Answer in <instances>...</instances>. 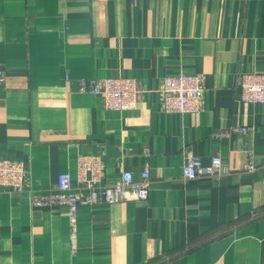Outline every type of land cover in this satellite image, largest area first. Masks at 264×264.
I'll return each mask as SVG.
<instances>
[{
	"label": "crops",
	"instance_id": "obj_1",
	"mask_svg": "<svg viewBox=\"0 0 264 264\" xmlns=\"http://www.w3.org/2000/svg\"><path fill=\"white\" fill-rule=\"evenodd\" d=\"M253 70L264 0H0V157L27 168L0 186V264H264V103L238 86ZM181 71L201 76L196 113L164 108L163 77ZM118 75L137 79L135 109L78 87ZM96 152L107 182L148 169L151 192L81 206L73 252L68 206L31 195ZM189 154L226 171L184 179Z\"/></svg>",
	"mask_w": 264,
	"mask_h": 264
},
{
	"label": "built area",
	"instance_id": "obj_2",
	"mask_svg": "<svg viewBox=\"0 0 264 264\" xmlns=\"http://www.w3.org/2000/svg\"><path fill=\"white\" fill-rule=\"evenodd\" d=\"M4 75L0 71V84ZM239 99L250 103H264V72L259 70L242 72L238 78ZM81 91H93L103 98L104 105L111 109H135L138 105L137 79L132 76H109L102 80L80 79ZM163 104L166 111L196 113L200 110L203 96L201 76L181 71L167 74L162 83ZM247 128H243L246 130ZM222 137L226 131H218ZM226 171L222 157L213 154L209 164L201 157L189 154L182 166V177L194 179L211 177ZM27 172L26 164L14 158L0 157V186L18 188L23 185ZM76 181L69 171L58 174L54 190L34 193L31 201L42 206L67 205L70 217V245L73 252L78 247V212L81 206L98 204L111 205L125 199H146L151 192V178L148 169L135 178L130 170L121 173L119 179L109 183L104 178V161L101 153L79 157Z\"/></svg>",
	"mask_w": 264,
	"mask_h": 264
}]
</instances>
